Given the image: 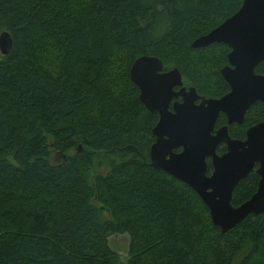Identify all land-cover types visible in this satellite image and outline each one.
I'll list each match as a JSON object with an SVG mask.
<instances>
[{"label": "trees", "instance_id": "trees-1", "mask_svg": "<svg viewBox=\"0 0 264 264\" xmlns=\"http://www.w3.org/2000/svg\"><path fill=\"white\" fill-rule=\"evenodd\" d=\"M242 2L0 0L13 38L0 53V264H264V214L221 234L194 191L150 166L158 116L129 78L152 56L199 95L224 94L229 48L190 44ZM262 121L257 103L229 133ZM258 181L243 179L231 205ZM122 234L120 261L108 238Z\"/></svg>", "mask_w": 264, "mask_h": 264}, {"label": "water", "instance_id": "water-1", "mask_svg": "<svg viewBox=\"0 0 264 264\" xmlns=\"http://www.w3.org/2000/svg\"><path fill=\"white\" fill-rule=\"evenodd\" d=\"M211 44L230 49L229 65L220 71L230 92L220 99L197 96L194 88L182 86L177 69L164 72L162 62L152 56L134 60L129 78L146 110L158 115L149 148L150 166L194 191L208 208L212 224L225 234L249 215L264 214V121L248 128L244 140L232 139L227 129L232 123L240 124L255 102L264 104V74L254 72L264 64V0H243L237 12L196 38L190 47ZM12 46L10 33L1 32L0 53L6 56ZM176 98L181 102H172ZM219 113L226 116L227 124L214 131ZM221 144L225 152L218 155L216 149ZM254 169L259 177L255 193L233 207L234 189Z\"/></svg>", "mask_w": 264, "mask_h": 264}, {"label": "flooded vegetation", "instance_id": "flooded-vegetation-1", "mask_svg": "<svg viewBox=\"0 0 264 264\" xmlns=\"http://www.w3.org/2000/svg\"><path fill=\"white\" fill-rule=\"evenodd\" d=\"M211 45H214V44H211ZM224 45V44H223ZM226 46V45H225ZM209 47V46H208ZM228 47V46H227ZM205 48H207V47H205ZM229 48V47H228ZM194 49V48H193ZM200 49V48H199ZM202 49H204V48H202ZM229 52H230V49H229ZM228 52V53H229ZM228 53H227V56H228ZM227 56H226V58H227ZM260 64H262L263 66H264V64L263 63H260ZM259 64V65H260ZM229 64H228V60H227V63L224 65V66H222L221 68H219L218 69V72H219V75H220V77L222 78V80L224 81V83H225V85H226V87H227V91L224 93V94H222L221 96H219L218 98H207V97H203V96H201V95H199L198 93H197V91H196V89H195V91H196V94H197V96H199V97H201V98H205V99H220L221 97H223V96H225L226 94H228L229 92H230V87H229V85H228V83H226V81L223 79V77H222V75H221V69H223L225 66H228ZM258 65V66H259ZM257 66V67H258ZM256 67V68H257ZM256 68H255V70H256ZM176 69V68H175ZM172 70V69H171ZM254 70V72L256 73V71ZM168 71H170V70H168ZM164 72H167V71H164ZM179 72V71H178ZM180 73V72H179ZM256 74H258V75H263L264 74V72L263 73H256ZM181 75V74H180ZM181 81H182V77H181ZM182 86L183 87H185L186 89H188V88H190V87H186V86H184L183 85V82H182ZM193 88V87H192ZM178 89H179V87H175L174 88V90L175 91H178ZM179 101V102H181V98H176V99H173L172 100V102L173 101ZM200 102V100H198V101H196V103H199ZM257 103H261V102H255L253 105H255V104H257ZM262 104V103H261ZM253 105H251V106H253ZM264 105V104H263ZM251 106H250V108H251ZM249 108V109H250ZM249 109L246 111V113H245V115L247 114V112L249 111ZM157 114V113H156ZM245 115H244V118H243V120H242V122L240 123V124H237V123H232L231 125H228L227 126V129H228V134H229V136L232 138V139H235V138H233L231 135H230V133H229V128L231 127V126H242V124L244 123V120H245ZM158 116V115H157ZM219 118H220V120H223L224 122L223 123H221V122H219L218 123V120H219ZM158 121V120H157ZM263 122V121H262ZM261 123V122H260ZM227 124V119H226V116L224 115V114H222V113H219V116H218V118L216 119V123H215V126H214V131H216V130H218L219 128H221V127H223V126H225ZM257 124V123H256ZM256 124H254V125H256ZM254 125H251V126H254ZM251 126H249V127H247V129L248 128H250ZM247 129L245 130V132H244V138H245V133H246V131H247ZM244 138L243 139H238L237 138V140H244ZM176 151H178V150H176ZM225 152V145H223V144H221V145H219L218 147H217V149H216V153L218 154V155H221V154H223ZM149 163H150V161H149ZM207 165H208V172H211L212 171V169H211V164H210V160L208 159L207 160ZM255 169H256V165H255ZM255 169H254V171H252V172H255ZM237 188V187H236ZM235 188V189H236ZM234 189V190H235ZM234 192V191H233ZM233 195V194H232ZM232 200V199H231Z\"/></svg>", "mask_w": 264, "mask_h": 264}, {"label": "rangeland", "instance_id": "rangeland-1", "mask_svg": "<svg viewBox=\"0 0 264 264\" xmlns=\"http://www.w3.org/2000/svg\"><path fill=\"white\" fill-rule=\"evenodd\" d=\"M109 247L116 255L119 256V260L127 259L129 238L127 235H114L108 238ZM125 262V261H123ZM125 264V263H123Z\"/></svg>", "mask_w": 264, "mask_h": 264}]
</instances>
